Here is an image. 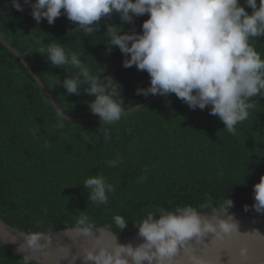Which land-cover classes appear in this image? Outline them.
Returning a JSON list of instances; mask_svg holds the SVG:
<instances>
[{"label": "trees", "instance_id": "1", "mask_svg": "<svg viewBox=\"0 0 264 264\" xmlns=\"http://www.w3.org/2000/svg\"><path fill=\"white\" fill-rule=\"evenodd\" d=\"M30 13L28 6L19 12L11 0H0V35L24 57L66 115L98 117L87 106L94 97L83 93L86 85L80 95H70L61 84L79 70L55 67L46 52L40 55L52 43L76 53L92 75L110 76L113 99L123 100V111L155 96L136 94L150 84L146 71L124 68L118 47L108 51L105 22L121 25L118 14L102 19L98 31L85 33L64 15L52 25L46 20L37 25ZM146 19L147 14L125 23L123 30L141 32ZM249 43L264 59V36ZM250 102L249 116L235 125V134L209 108L190 109L174 93L112 123L68 121L0 42V217L26 235L90 224L127 237L148 212L159 217L184 207L201 212L245 210L246 205L256 212L253 186L264 175V97ZM94 175L112 185L107 203L89 198L91 189L84 182ZM228 199L233 206L225 209ZM81 215L88 217L84 225L77 223ZM117 215L128 222L123 230L114 222ZM0 264H24V258L0 246Z\"/></svg>", "mask_w": 264, "mask_h": 264}, {"label": "clouds", "instance_id": "2", "mask_svg": "<svg viewBox=\"0 0 264 264\" xmlns=\"http://www.w3.org/2000/svg\"><path fill=\"white\" fill-rule=\"evenodd\" d=\"M11 5L19 12L28 6L37 25L42 20L52 25L64 15L85 33L98 31L102 19L118 14L121 25L105 22L106 45L109 52L119 48L125 57L124 68L135 66L148 73L149 86L137 88L136 94L147 97L174 93L190 109L209 108V114L217 116L229 133L235 134V125L248 118L251 98L264 97V59L249 43L250 38L264 36V0H244L243 5L240 0H11ZM145 14L148 19L143 21L141 32L123 30V24H132ZM45 52L51 65H70L79 70L75 77L61 81L68 94L80 95L81 87L86 85L83 93L94 97L87 103L90 112L106 123L120 120L124 103L113 99L116 92L110 76L102 79L92 75L79 56L61 44L40 49L42 57ZM84 187L91 189L89 198L97 204L107 203V193L113 191L102 175L87 178ZM253 195L251 207L264 212V175L253 186ZM232 206V200L225 201V209ZM86 220L88 217L81 215L77 223L84 225ZM231 220L229 216L214 225L192 207L177 208L159 217L148 212L135 225L142 238L140 244L107 248L97 237L93 246L84 250L83 260L85 264H165L178 254L179 246L194 236L215 233L223 240L225 235L237 234V225ZM114 222L120 230L128 224L119 215ZM76 231L93 236L90 224ZM41 239L39 233L28 235L26 247L35 252L43 247ZM240 257L241 264H247L246 250H241ZM190 259L194 264H205L201 258ZM24 264H29L27 256Z\"/></svg>", "mask_w": 264, "mask_h": 264}, {"label": "water", "instance_id": "3", "mask_svg": "<svg viewBox=\"0 0 264 264\" xmlns=\"http://www.w3.org/2000/svg\"><path fill=\"white\" fill-rule=\"evenodd\" d=\"M0 42L23 63L47 95L56 113L61 112L62 110L47 87L32 70L24 57L1 35ZM159 96L161 95H155L147 102L123 111L122 114L137 109ZM59 116L73 122L100 120L99 117L75 118L66 115L64 112L63 115ZM197 213L200 217L211 221L214 225L219 220H228V217L232 216V220L229 222L237 225V234H232L231 236L225 235L223 240H219L215 233H207L201 237L194 236L184 242L182 246H179L178 254L170 261L166 260L165 264H194V261L190 259L191 256L203 259L205 264H241L240 253L242 249L246 250L249 256L247 264H264V213L233 209L221 211L207 210ZM76 229L68 228L41 235L42 239L39 243L43 247L33 252L26 247L25 238L28 235L7 224L0 217V246L12 254L22 258L27 256L29 261L39 264H85L83 260L84 250L91 248L97 237L100 239L101 245L107 248H111L115 244L128 243L136 246L142 242V238L138 235V230L130 236L123 237L110 229L96 227L92 228L93 236L85 237L79 235ZM217 230L219 231V229ZM23 245H25L23 251H19Z\"/></svg>", "mask_w": 264, "mask_h": 264}]
</instances>
